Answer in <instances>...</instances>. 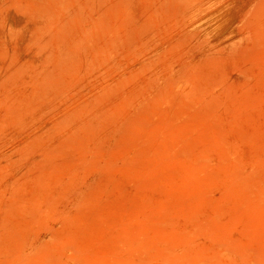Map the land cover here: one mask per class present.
I'll use <instances>...</instances> for the list:
<instances>
[{"label": "rangeland", "instance_id": "1", "mask_svg": "<svg viewBox=\"0 0 264 264\" xmlns=\"http://www.w3.org/2000/svg\"><path fill=\"white\" fill-rule=\"evenodd\" d=\"M0 264H264V0H0Z\"/></svg>", "mask_w": 264, "mask_h": 264}]
</instances>
